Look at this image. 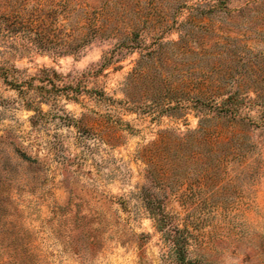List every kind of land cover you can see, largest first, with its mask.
Instances as JSON below:
<instances>
[{
  "label": "rangeland",
  "instance_id": "rangeland-1",
  "mask_svg": "<svg viewBox=\"0 0 264 264\" xmlns=\"http://www.w3.org/2000/svg\"><path fill=\"white\" fill-rule=\"evenodd\" d=\"M0 66V264H264V0H0Z\"/></svg>",
  "mask_w": 264,
  "mask_h": 264
},
{
  "label": "trees",
  "instance_id": "trees-1",
  "mask_svg": "<svg viewBox=\"0 0 264 264\" xmlns=\"http://www.w3.org/2000/svg\"><path fill=\"white\" fill-rule=\"evenodd\" d=\"M6 70H7V68H5L3 66H0V77H3V78L6 79V76H5V74L7 73ZM10 84H12V83H10ZM146 198H147L146 199V203L148 205L149 210L152 211L155 214V216H156L158 211H156V203H155V201L152 198H150V197H146ZM156 222H157V226L161 227L162 226V222H163V216L157 217L156 218ZM164 232L168 233V231H166V229H165ZM170 236H171L170 240H171L172 253L175 254V256H178L180 254V252H181L180 243H179L178 238L176 236H174V235H170ZM184 262H185L184 259L178 261L179 264H184Z\"/></svg>",
  "mask_w": 264,
  "mask_h": 264
}]
</instances>
